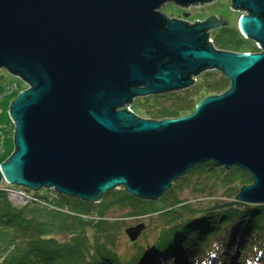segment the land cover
Masks as SVG:
<instances>
[{"label":"water","instance_id":"95a60500","mask_svg":"<svg viewBox=\"0 0 264 264\" xmlns=\"http://www.w3.org/2000/svg\"><path fill=\"white\" fill-rule=\"evenodd\" d=\"M211 0H0V70L27 88L9 104L12 154L0 184L99 203L123 187L156 201L195 166L238 167L235 200L264 204V0H231L238 29L261 47L218 51L214 16L188 24L159 11ZM186 18V15H184ZM230 81L185 116L147 120L138 98L183 91L205 71ZM143 225L126 234L134 242Z\"/></svg>","mask_w":264,"mask_h":264},{"label":"trees","instance_id":"16d2710c","mask_svg":"<svg viewBox=\"0 0 264 264\" xmlns=\"http://www.w3.org/2000/svg\"><path fill=\"white\" fill-rule=\"evenodd\" d=\"M211 39L218 51H257L238 26L213 30ZM4 71L0 70V84ZM229 87L230 81L221 72L205 71L188 89L135 99L130 109L147 120L179 118L193 112L203 98L220 95ZM216 168L225 170L205 162L187 174L200 178L204 171L210 174ZM226 173L230 179L252 183L251 176L238 167ZM205 177L220 179L216 174ZM170 193L168 189L160 199L146 201L127 195L119 187L104 194L99 203L90 204L42 189L31 192L34 201L17 207L8 201L0 185V264H264V204L238 202V190L229 200L190 209L187 216L176 210L179 201L169 198ZM123 205L130 208L127 218L139 220L161 212L171 213L172 218L168 228L159 233L143 232L142 244H135L136 239L135 249L121 260L97 244V238L105 221L102 214ZM111 222V229L116 228L118 220ZM87 227L95 229L90 243Z\"/></svg>","mask_w":264,"mask_h":264},{"label":"rangeland","instance_id":"374dc122","mask_svg":"<svg viewBox=\"0 0 264 264\" xmlns=\"http://www.w3.org/2000/svg\"><path fill=\"white\" fill-rule=\"evenodd\" d=\"M230 6L231 0H211L204 5H196L185 9L172 2H168L161 6L159 11L169 19L182 20L188 24L201 22L214 16L218 20L221 18L227 25L235 27L238 26L241 15L245 13L237 12L231 9ZM184 15H186V18ZM3 74L4 79L0 84V95H3V97L0 98V164L3 163L14 150V126L8 114L9 104L21 91L27 88V85L18 77L10 75L7 71H4ZM133 109L136 110L134 107ZM203 173V176L200 178L196 175L187 174L186 179L174 181L169 188L171 193L168 197L179 201L176 205V210L181 212V214L189 216L190 213L187 211L190 209L198 210L202 208V206L209 205L210 202L216 204L220 200H229L231 197H234L237 191H240L243 186L250 185L246 182L247 179H230L226 170L221 171L216 168L215 171L210 174H206L205 171ZM211 174H216L220 179H205V176L209 177ZM186 204H188V206H186ZM158 205H161V203ZM127 210L130 211V208H125V205H123V207L118 206L109 209L108 212L105 211L102 214L104 218H101V220H105L103 230L98 232L97 238V244L103 246L105 250L121 260L128 257L129 253L135 249V241H129L126 234L130 228L143 225L144 228L136 240L137 242H135V244L138 243V245H141L145 234L148 235L154 232L159 233L168 228L172 218L171 213L161 212V214L154 213L151 217L138 220L136 219L137 217L127 218ZM111 220H118L116 223L117 227L114 229H111L113 225ZM87 228L88 233H86V230L84 232L89 239L88 243H90L95 234V229H91L90 227ZM143 232H145V234H143ZM107 238L109 239L108 241Z\"/></svg>","mask_w":264,"mask_h":264},{"label":"built area","instance_id":"2783aa9c","mask_svg":"<svg viewBox=\"0 0 264 264\" xmlns=\"http://www.w3.org/2000/svg\"><path fill=\"white\" fill-rule=\"evenodd\" d=\"M208 41L210 42V44H212L211 36ZM254 44L257 51H260L261 47L257 44V42H254ZM2 97L3 95H0V98ZM0 185H2V190L5 193L8 201L14 206L22 207L29 202L34 201L33 195L26 191L24 188L12 186L4 182Z\"/></svg>","mask_w":264,"mask_h":264},{"label":"clouds","instance_id":"9594fccd","mask_svg":"<svg viewBox=\"0 0 264 264\" xmlns=\"http://www.w3.org/2000/svg\"><path fill=\"white\" fill-rule=\"evenodd\" d=\"M256 52H259V51H256ZM132 112V111H131ZM3 183V182H2ZM1 183V184H2ZM5 183V182H4ZM12 186H14V185H12ZM18 187V186H17ZM21 188H23V187H21ZM25 189V188H24ZM26 190V189H25ZM27 191V190H26ZM29 193H31V191H28ZM138 239V238H137Z\"/></svg>","mask_w":264,"mask_h":264},{"label":"bare ground","instance_id":"6f19581e","mask_svg":"<svg viewBox=\"0 0 264 264\" xmlns=\"http://www.w3.org/2000/svg\"><path fill=\"white\" fill-rule=\"evenodd\" d=\"M134 228V227H133ZM127 238L129 239V237L127 236ZM129 241H130V239H129Z\"/></svg>","mask_w":264,"mask_h":264}]
</instances>
